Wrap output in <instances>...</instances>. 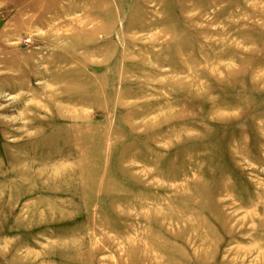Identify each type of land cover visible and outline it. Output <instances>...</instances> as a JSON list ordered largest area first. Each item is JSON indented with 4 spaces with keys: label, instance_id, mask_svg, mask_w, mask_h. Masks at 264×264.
<instances>
[{
    "label": "rangeland",
    "instance_id": "rangeland-1",
    "mask_svg": "<svg viewBox=\"0 0 264 264\" xmlns=\"http://www.w3.org/2000/svg\"><path fill=\"white\" fill-rule=\"evenodd\" d=\"M0 264H264V0H0Z\"/></svg>",
    "mask_w": 264,
    "mask_h": 264
}]
</instances>
